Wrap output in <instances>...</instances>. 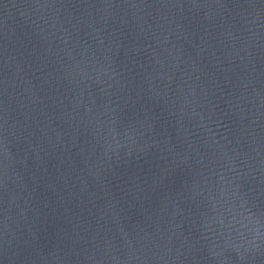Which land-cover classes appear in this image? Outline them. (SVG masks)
I'll return each instance as SVG.
<instances>
[{
  "label": "water",
  "instance_id": "1",
  "mask_svg": "<svg viewBox=\"0 0 264 264\" xmlns=\"http://www.w3.org/2000/svg\"><path fill=\"white\" fill-rule=\"evenodd\" d=\"M0 264H264V0H0Z\"/></svg>",
  "mask_w": 264,
  "mask_h": 264
}]
</instances>
